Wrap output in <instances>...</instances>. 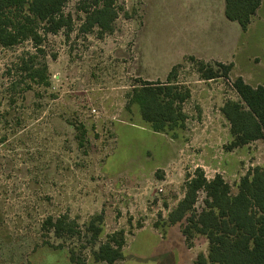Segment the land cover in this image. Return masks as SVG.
I'll use <instances>...</instances> for the list:
<instances>
[{"label":"rangeland","instance_id":"obj_1","mask_svg":"<svg viewBox=\"0 0 264 264\" xmlns=\"http://www.w3.org/2000/svg\"><path fill=\"white\" fill-rule=\"evenodd\" d=\"M198 2L117 0L114 30L100 34L80 32L84 14L70 0L69 34H48L38 57L48 64V85L19 71L20 57L35 51L30 41L0 45V264H75L71 249L85 264H108L95 262L92 251L120 229L124 259L115 264H194L207 255L204 236L189 246L182 225L167 219L196 168L208 179L221 174L236 193L242 176L264 166L262 139L227 150L232 137L221 112L227 100H238L236 77L264 83V8L247 33L227 20L231 53L224 64L233 68L206 80L201 58L191 57L209 48L200 28L210 26L212 12ZM216 62L206 63L218 68ZM174 66L178 83L191 91L186 126L155 132L137 104L127 106L128 94L141 80L167 81ZM203 198L201 192L197 209ZM101 212L103 231L92 244L86 227ZM62 214L77 220L82 238L43 232L48 216Z\"/></svg>","mask_w":264,"mask_h":264},{"label":"trees","instance_id":"obj_2","mask_svg":"<svg viewBox=\"0 0 264 264\" xmlns=\"http://www.w3.org/2000/svg\"><path fill=\"white\" fill-rule=\"evenodd\" d=\"M69 1L0 0V45L11 48L25 41L33 44L35 51L24 53L18 68L36 84L49 83L48 64L38 61L39 54L44 52L42 46L46 36L62 29L69 34L72 27V15L65 12ZM77 3L84 14L80 32L97 28L100 34H104L114 30L120 13L117 0H77ZM261 3L262 0H225V16L246 31ZM198 60L199 71L206 80L228 76L233 68V63L216 62V68ZM176 76L174 66L167 81L141 80L128 94L127 106L137 104L142 119L155 132L186 126L187 114L183 104L190 98L191 91L179 84ZM232 86L238 100H227L221 108L232 137L227 150L264 140V85L254 87L238 76ZM201 192L204 193L203 203L197 209ZM103 223V212L89 221L86 231L90 233L92 244L97 243ZM167 223L182 225V234L189 246L197 235L206 238L208 253L198 254L195 264H264V166H255L242 176L236 193L221 174L208 179L202 168H196L193 175L188 176L184 197L170 211ZM41 229L63 241L79 239L83 235L80 224L68 214L48 216ZM45 244L56 249L66 246L65 243L54 245L49 241ZM125 244L124 230L107 234L98 249L92 251L94 261L115 264L124 259ZM69 256L73 263L85 264L72 249Z\"/></svg>","mask_w":264,"mask_h":264},{"label":"crops","instance_id":"obj_3","mask_svg":"<svg viewBox=\"0 0 264 264\" xmlns=\"http://www.w3.org/2000/svg\"><path fill=\"white\" fill-rule=\"evenodd\" d=\"M198 1L199 2L197 6H199L200 10L206 9L212 12L211 20H209V23H208L210 24V26H208L207 28H203V29L200 28V31L205 30V34L207 32V37L209 39V42H208L209 48L206 50L200 49L192 53L197 56V59L199 57L201 58V60L203 59L205 62L209 61L210 59H217L219 62L224 63L225 61H227V58L229 57L231 53L230 42L228 39V31L231 29V25H230L231 23L229 24L228 22L231 20H229L225 16V0H198ZM262 7L264 8V0H262V3L260 7L258 8L257 12L252 16L248 29L246 31H242L241 29L242 33H247L250 30L254 17L259 16L258 14L260 10L262 9ZM227 24H229L230 26L229 29H228L229 26ZM226 49H230V50H226ZM244 80L248 84H250L246 79ZM250 85L255 87L257 85H264V83L257 82L254 85L253 84H250ZM171 227H174V225H172ZM182 236L185 237L183 234Z\"/></svg>","mask_w":264,"mask_h":264}]
</instances>
